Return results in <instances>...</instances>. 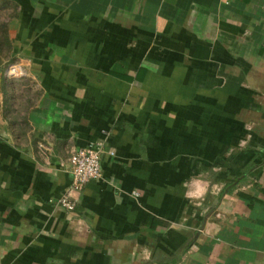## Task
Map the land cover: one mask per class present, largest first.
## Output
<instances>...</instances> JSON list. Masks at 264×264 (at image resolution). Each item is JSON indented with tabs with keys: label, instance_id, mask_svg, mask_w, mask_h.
Returning <instances> with one entry per match:
<instances>
[{
	"label": "crops",
	"instance_id": "0c3cea01",
	"mask_svg": "<svg viewBox=\"0 0 264 264\" xmlns=\"http://www.w3.org/2000/svg\"><path fill=\"white\" fill-rule=\"evenodd\" d=\"M0 264H264V0H0Z\"/></svg>",
	"mask_w": 264,
	"mask_h": 264
},
{
	"label": "built area",
	"instance_id": "2783aa9c",
	"mask_svg": "<svg viewBox=\"0 0 264 264\" xmlns=\"http://www.w3.org/2000/svg\"><path fill=\"white\" fill-rule=\"evenodd\" d=\"M43 147V145H41ZM104 142L97 141L89 146L75 148L68 159V169L72 175L69 187L59 198V203L68 210H73L77 195L85 185L102 175V154Z\"/></svg>",
	"mask_w": 264,
	"mask_h": 264
}]
</instances>
